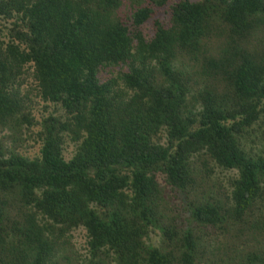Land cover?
<instances>
[{"label":"trees","instance_id":"1","mask_svg":"<svg viewBox=\"0 0 264 264\" xmlns=\"http://www.w3.org/2000/svg\"><path fill=\"white\" fill-rule=\"evenodd\" d=\"M0 264H264V0H0Z\"/></svg>","mask_w":264,"mask_h":264},{"label":"rangeland","instance_id":"2","mask_svg":"<svg viewBox=\"0 0 264 264\" xmlns=\"http://www.w3.org/2000/svg\"><path fill=\"white\" fill-rule=\"evenodd\" d=\"M84 241L83 233L79 232V234H76V243L78 246H80Z\"/></svg>","mask_w":264,"mask_h":264}]
</instances>
